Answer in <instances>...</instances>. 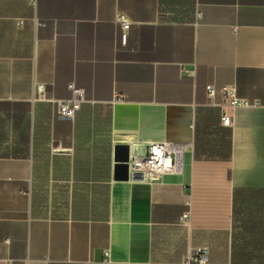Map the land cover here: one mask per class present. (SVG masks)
Instances as JSON below:
<instances>
[{
	"label": "crops",
	"instance_id": "1",
	"mask_svg": "<svg viewBox=\"0 0 264 264\" xmlns=\"http://www.w3.org/2000/svg\"><path fill=\"white\" fill-rule=\"evenodd\" d=\"M70 83L84 101L59 119L50 98ZM208 83L248 102L229 126ZM156 140L190 144L179 173L116 178L117 146ZM200 250L264 264V0H0V264H197Z\"/></svg>",
	"mask_w": 264,
	"mask_h": 264
},
{
	"label": "built area",
	"instance_id": "2",
	"mask_svg": "<svg viewBox=\"0 0 264 264\" xmlns=\"http://www.w3.org/2000/svg\"><path fill=\"white\" fill-rule=\"evenodd\" d=\"M115 21L120 29V42L127 41L130 21L123 12H118ZM71 90V97L67 99L50 98L55 104V115L59 119L72 120L80 104L84 101V90L68 85ZM206 98L212 105H218L222 109L220 122L223 126L230 125V114L228 108L243 107L248 104L247 100L236 95L235 84H222L216 86L213 83L205 85ZM45 100V86L43 83L35 82L33 86L32 100ZM189 143H175L167 140L148 141L145 143L131 144L128 146V159L123 162L127 165L129 178L140 175V179H133L134 182H148L159 180L164 175L176 174L181 171L183 156L189 150ZM190 200L185 201L186 210L181 214V220H188L190 217ZM107 257V251L104 252ZM204 250L198 251L196 256L197 264H204ZM184 264H190L185 260Z\"/></svg>",
	"mask_w": 264,
	"mask_h": 264
},
{
	"label": "water",
	"instance_id": "3",
	"mask_svg": "<svg viewBox=\"0 0 264 264\" xmlns=\"http://www.w3.org/2000/svg\"><path fill=\"white\" fill-rule=\"evenodd\" d=\"M128 159V146L127 145H119L116 147L115 160L118 162L117 164V179H127V165L123 162ZM140 175H134L133 179H140Z\"/></svg>",
	"mask_w": 264,
	"mask_h": 264
},
{
	"label": "bare ground",
	"instance_id": "4",
	"mask_svg": "<svg viewBox=\"0 0 264 264\" xmlns=\"http://www.w3.org/2000/svg\"><path fill=\"white\" fill-rule=\"evenodd\" d=\"M129 180V179H128Z\"/></svg>",
	"mask_w": 264,
	"mask_h": 264
}]
</instances>
